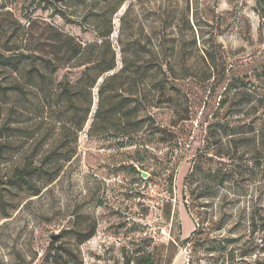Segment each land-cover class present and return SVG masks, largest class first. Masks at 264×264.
<instances>
[{
	"label": "rangeland",
	"instance_id": "obj_1",
	"mask_svg": "<svg viewBox=\"0 0 264 264\" xmlns=\"http://www.w3.org/2000/svg\"><path fill=\"white\" fill-rule=\"evenodd\" d=\"M256 1L123 0L111 23L115 68L92 89L86 81L96 71L81 74L91 52L70 66L31 68L22 59L17 72L0 67V83L22 89L0 91V127L8 130L0 177L27 161L39 168L27 185L0 190V264H264V26ZM106 10L102 0H0V45L31 52L55 31L82 47L99 42ZM206 52L245 87L218 110L222 90L203 109L207 93L195 88L187 152L174 160L156 136L176 122L183 94L151 83L169 70H197ZM121 70L135 84H104ZM64 79L71 97L60 92ZM196 157L199 171L187 180ZM192 234L194 249L181 243Z\"/></svg>",
	"mask_w": 264,
	"mask_h": 264
},
{
	"label": "trees",
	"instance_id": "obj_2",
	"mask_svg": "<svg viewBox=\"0 0 264 264\" xmlns=\"http://www.w3.org/2000/svg\"><path fill=\"white\" fill-rule=\"evenodd\" d=\"M122 1L123 0H102V2L107 5V10L103 12V17H105V13H108V16L107 18L105 17L104 19H102V14H98L99 21H101L103 24H106L104 32L95 31L97 33L99 42L86 44L82 47V45L77 42L72 36L63 34L58 31L53 32L51 34V38L46 39L47 43L37 42L35 44V48L33 47L31 52L26 49L22 50L18 48H8V43L4 42L0 45V67L12 68L17 72L18 65L20 64V61L22 59L27 60V63L31 65V68H36V64L38 61H40L43 65H45V67H47L50 63L52 64L54 60L56 61L57 66H70V63L78 61L77 59L91 52L89 61L90 65L87 66V63L84 64V69L81 71V74L88 73L90 71H96L97 75H95V77L93 78L89 77L86 81L88 89H92L95 86L98 77L113 71L115 68V54L110 41V36L112 33L111 23L112 16L115 14ZM255 12L258 14L260 21L264 26V0L256 1ZM47 53H51V56L48 58L43 57V54L46 55ZM217 55V53L206 52V54L201 56V66H197L198 71L196 69L187 70V68H185L184 71L180 72V74L175 75L171 72V70H169L167 74L162 75L163 81H153L151 83L152 90L159 93L163 94L166 87H171L173 89L176 88L179 93L183 94L182 105H174V109H176L174 115H176L177 117L176 122H171L169 125V129L166 130L163 135L156 136L155 132L151 131L149 133L151 137L156 136L158 139H161L160 141L162 144H167L169 146L170 150H172V153L176 155L174 157V160H179L180 158H182L183 153L187 152V150H185L184 148L185 141H183L186 134V126L184 124L190 122L192 118L194 99L191 98V95L195 88L198 90H203L207 93V100L203 103V109L208 107L209 102L207 101H211L215 96L218 95L217 92L222 90V99L219 101L218 107L216 109L218 110L222 105L225 104V102H227L230 93H235L239 91L241 87H245L243 86V84H241L239 78H235L234 76L229 74L228 71H226L224 65L220 62ZM119 77H122L120 81V88L118 89L120 91H125V85L127 81L129 83L135 84V80L130 77V73L124 70H121L119 73L112 75L110 78L106 79L104 84L112 86L113 82L116 81ZM84 79L85 77L82 76L81 81H83ZM102 88L103 86L99 88V95L102 94ZM115 90H117V88ZM0 91L2 93H6L7 91L22 92V89L16 83H10L4 86L0 83ZM60 92L64 96L66 95L71 97L73 95V93L70 92L65 79L61 84ZM241 94L246 95L247 92L245 91ZM124 102H126V98L119 99V103L121 104L120 110L124 109L122 107ZM246 109H238L237 113H244L243 116L245 117V115H248L246 113L249 111ZM110 110L104 111L102 113L109 112ZM204 115V117L207 118L209 116V113H205ZM98 116L99 113L95 115V118H97ZM98 128H100L103 132L108 131L107 124L105 122H103V124H101ZM207 128H209V126ZM7 131L8 130L6 127H0V142L5 137ZM4 147V144L0 143V157ZM180 150H182V153H179ZM173 169L174 166H172V171L167 177L169 181L168 185H171V175L173 173ZM141 170L145 171L143 169ZM198 171L199 166L198 159L196 157V159L192 161L190 173L187 176V180H191V177L195 176ZM37 172H39L38 166H34L33 162L27 161L22 168L15 169L14 172L6 179L0 177V190H3L4 188L2 189V187L4 186L21 187L22 185H27L29 180L33 179ZM136 174L140 177L138 170ZM187 193L188 197H191L193 191L188 188ZM193 235L194 234L181 241V243H192L191 246L194 249L193 245L195 243L193 240ZM59 237L60 236L58 235L57 240L59 239ZM53 246L54 243H50V249H53Z\"/></svg>",
	"mask_w": 264,
	"mask_h": 264
},
{
	"label": "water",
	"instance_id": "obj_3",
	"mask_svg": "<svg viewBox=\"0 0 264 264\" xmlns=\"http://www.w3.org/2000/svg\"><path fill=\"white\" fill-rule=\"evenodd\" d=\"M138 172H139L140 177H141L142 179H146V177L148 176L146 173H144V172H142V171H140V170H138ZM57 238H58V235H56V236H52V237L50 238V240H51V241H56Z\"/></svg>",
	"mask_w": 264,
	"mask_h": 264
}]
</instances>
